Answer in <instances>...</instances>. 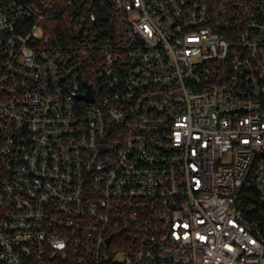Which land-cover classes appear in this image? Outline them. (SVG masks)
Returning a JSON list of instances; mask_svg holds the SVG:
<instances>
[{
    "label": "built area",
    "instance_id": "1",
    "mask_svg": "<svg viewBox=\"0 0 264 264\" xmlns=\"http://www.w3.org/2000/svg\"><path fill=\"white\" fill-rule=\"evenodd\" d=\"M262 153L264 0H0V264H264Z\"/></svg>",
    "mask_w": 264,
    "mask_h": 264
},
{
    "label": "trees",
    "instance_id": "2",
    "mask_svg": "<svg viewBox=\"0 0 264 264\" xmlns=\"http://www.w3.org/2000/svg\"><path fill=\"white\" fill-rule=\"evenodd\" d=\"M244 197L246 198L247 204L253 206L251 212H245L249 216L250 221L255 223L261 229L262 235H264V194L257 188V184L253 183L244 190Z\"/></svg>",
    "mask_w": 264,
    "mask_h": 264
},
{
    "label": "rangeland",
    "instance_id": "3",
    "mask_svg": "<svg viewBox=\"0 0 264 264\" xmlns=\"http://www.w3.org/2000/svg\"><path fill=\"white\" fill-rule=\"evenodd\" d=\"M256 173L258 176L257 180H256V184H257L258 188L260 190H262V192H264V170H260ZM245 195H247V194L245 193Z\"/></svg>",
    "mask_w": 264,
    "mask_h": 264
},
{
    "label": "water",
    "instance_id": "4",
    "mask_svg": "<svg viewBox=\"0 0 264 264\" xmlns=\"http://www.w3.org/2000/svg\"><path fill=\"white\" fill-rule=\"evenodd\" d=\"M86 97L90 99V96H89V95H88V96H86ZM262 157H264V153H262Z\"/></svg>",
    "mask_w": 264,
    "mask_h": 264
}]
</instances>
